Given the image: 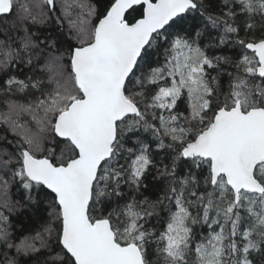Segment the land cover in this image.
Masks as SVG:
<instances>
[{
	"label": "snow or ice",
	"instance_id": "obj_1",
	"mask_svg": "<svg viewBox=\"0 0 264 264\" xmlns=\"http://www.w3.org/2000/svg\"><path fill=\"white\" fill-rule=\"evenodd\" d=\"M0 264H264V0H0Z\"/></svg>",
	"mask_w": 264,
	"mask_h": 264
},
{
	"label": "trees",
	"instance_id": "obj_2",
	"mask_svg": "<svg viewBox=\"0 0 264 264\" xmlns=\"http://www.w3.org/2000/svg\"><path fill=\"white\" fill-rule=\"evenodd\" d=\"M89 2L95 4L99 12L103 11L104 0H89ZM23 196L22 192H17V189L14 187L12 189L13 199H21ZM48 204L45 199L41 196H37V202L35 205H29L27 210L15 214L13 216V222L16 225L23 224V232H35L42 229L44 225L47 224L48 217ZM18 234H20L18 232Z\"/></svg>",
	"mask_w": 264,
	"mask_h": 264
}]
</instances>
